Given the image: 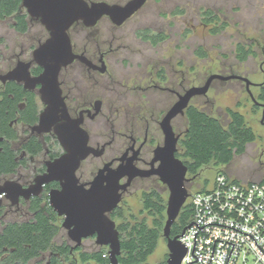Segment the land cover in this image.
<instances>
[{
    "label": "flooded vegetation",
    "instance_id": "obj_1",
    "mask_svg": "<svg viewBox=\"0 0 264 264\" xmlns=\"http://www.w3.org/2000/svg\"><path fill=\"white\" fill-rule=\"evenodd\" d=\"M88 1H105L110 4L116 3L120 6H125L131 0ZM149 1L146 0L134 14L121 24H115L109 16L105 15L95 26L89 27L82 21H78L69 29L74 54L84 56L90 63L82 60L80 57H76L72 63L63 67L59 74L60 87L70 116L74 119L82 120L81 126L89 135L88 145L94 147L100 153L99 155L94 153L89 154L81 161L76 170L78 184L83 185L86 189L92 187L93 181L101 171H103L102 174L104 176L102 186L105 187L108 185L110 178L112 179L118 173L119 167H134L141 170H150L157 167L159 161L153 163L155 150L158 146L163 145L165 140L160 123L169 109L179 99L180 94H184L188 89L187 87H183V90L179 91L170 86H165L167 72L162 67L156 72L151 70L149 77L145 75V78L135 79L132 82L133 84H130L132 79L121 78L119 72L117 79L112 72L115 65H118L119 70L126 59V53L123 51L122 46V27L138 16L148 6ZM18 13L26 14L25 19L28 25L24 30L20 28V22L16 18ZM161 15L165 17L164 14ZM9 18L13 20L12 26L19 34L27 33L32 24H42L40 18L33 17L28 12L27 7L24 5V0H20L19 11L0 17V21ZM103 19L109 20L114 27L118 28V36H111V39H106L103 45L95 43V38L92 37L89 40L87 39L83 45H78L73 36L74 29L77 26H81L85 30L93 29ZM44 28L46 32L45 38L39 37L37 45L32 47L29 54L26 53L27 51L20 49L9 56L3 53L0 55V75L8 73L20 62L30 64L29 71L31 77H37L43 73L44 68L35 60L34 51L50 36L45 26ZM136 35L143 42H150L151 44H158L167 37L164 32H154L150 28L138 30ZM113 38H118V46H114ZM155 38L159 40L155 42ZM41 87V84H36L32 88H28L25 81H3L0 79V111H2V115L0 116V156L11 155L16 164L14 171L0 173V185H3L6 181L13 180L24 188H27L34 184L35 178L38 175L47 172L48 162L59 158L66 152L54 129L48 132L34 130V126L40 122L41 113L46 108V104L42 100ZM156 91H161L163 94H166L167 91L172 92L176 96V100L166 110L156 112L148 102L151 94ZM194 97L191 99V102ZM134 99L137 102H133ZM185 114L186 111L172 120L174 131L176 135H179L177 152L186 134V125L184 129L177 128L175 120L179 116H184L186 119ZM123 119H128L129 121ZM34 150L38 151L33 152ZM91 159H97L99 163L92 168H86V164ZM199 176L200 172L193 175L187 173V188H194L196 179ZM128 178V175L124 176L120 179V183H126ZM151 178L160 180L158 175L134 177L129 188L123 192L122 200L124 195L136 182ZM61 188V182L55 179L49 183H45L38 195H32L29 198L20 196L17 203H12L6 197L7 193H1L0 234L8 224H20L30 221L36 214L31 209L32 203L36 198L48 195V202L52 207L50 192ZM192 193L190 192V195ZM121 202L109 212L110 217L115 220L117 228L118 209L122 208ZM52 209L57 213L53 207ZM57 216L62 230L65 229L62 225L64 216H60L58 213ZM57 236L54 238V242L58 245H64V243L70 245L69 254L76 259H78L80 252L88 251L84 250L83 243L86 239L95 238L96 242V235L83 238L80 245H77L68 236V232V238L65 237L61 242L56 241ZM78 247H81V250H77L76 248ZM103 247L107 248V252L103 254V257H109L110 259L108 246L97 244L94 250H99ZM13 252L14 248H8L0 242V264H6V261L11 257ZM54 258H59L63 261L62 264H66L64 256L58 251L45 252L40 257L30 260L26 264H52Z\"/></svg>",
    "mask_w": 264,
    "mask_h": 264
},
{
    "label": "rangeland",
    "instance_id": "obj_2",
    "mask_svg": "<svg viewBox=\"0 0 264 264\" xmlns=\"http://www.w3.org/2000/svg\"><path fill=\"white\" fill-rule=\"evenodd\" d=\"M208 10L212 11L213 18L205 14ZM12 23L11 18L0 21V41H3L0 43V55L9 56L20 49L29 54L37 45V39L46 36L40 23L30 25L25 34L16 32ZM143 28L164 32L167 37L158 44L143 42L136 35ZM122 32L126 59L119 70L118 65L113 67L115 78L118 79L119 72L121 78L132 79L130 84H133L135 79L145 78V75L149 77L151 70L156 72L162 67L167 72L165 86L182 91L183 87L203 85L212 73L239 74L254 82L251 91L257 101L264 103L259 99L264 88V0H150L138 16L122 27ZM115 35L118 36V28L107 19L93 29L85 30L77 26L73 32L78 45H83L90 37L95 38V43L103 45L106 39ZM113 41L114 46H118V38H113ZM239 45L250 51L247 58H239ZM166 94L156 91L148 99L156 112L166 110L176 100L172 92L167 91ZM192 104L219 117L224 125L230 121L227 109L240 112L247 125L254 130L256 139L247 143L245 151L236 154L229 165L202 168L195 187L188 188L189 192L210 188L219 172L242 182L263 181V107L252 99L246 83L240 79H216L208 94L194 97ZM175 124L177 128L184 129L185 117L179 116ZM98 163L99 160L91 159L85 167L92 168ZM152 189L159 190L168 200V187L159 179L136 182L121 202L126 220H133V215L138 219L147 216L146 212L141 213L142 194ZM120 221L118 219V224ZM148 222L151 223L152 218ZM65 237L68 238L63 229L56 241L61 242ZM83 244L84 250L88 251L94 250L97 245L95 238H88ZM168 253L167 241L162 237L148 262L159 263L166 259Z\"/></svg>",
    "mask_w": 264,
    "mask_h": 264
},
{
    "label": "water",
    "instance_id": "obj_3",
    "mask_svg": "<svg viewBox=\"0 0 264 264\" xmlns=\"http://www.w3.org/2000/svg\"><path fill=\"white\" fill-rule=\"evenodd\" d=\"M145 2L146 0H131L125 6H120L105 1L24 0L28 12L33 17L40 18L50 33L49 38L34 51L35 60L44 68V71L37 77H31L30 64L20 62L8 73L0 75V79L25 81L28 88L36 84L42 85L40 91L46 108L41 113L40 122L34 126V130L48 132L54 129L66 152L48 162L47 172L38 175L34 184L24 188L13 180L6 181L0 185V195L5 192L12 203H17L20 196L29 198L32 195H38L45 183L59 180L62 188L50 192V203L60 216H64L62 225L67 230L68 236L80 245L83 238L96 235L97 244L109 247L111 264H121L118 258L121 254L120 230L109 212L120 204L123 192L129 188L134 177L158 175L169 189L167 218L163 230L169 250L167 264H181L188 246L182 243L180 237L192 225V222L180 234L175 236L171 234L172 226L190 197L186 186L188 166L176 156L179 135H176L174 131L172 120L179 114L185 113L194 96L207 95L212 82L216 79L243 80L252 99L263 107V124L264 103L256 100L251 91L254 82L248 77L239 74L212 73L203 85L191 86L184 94H180L179 99L162 119L160 124L165 140L164 144L155 150L153 163L159 161L157 167L150 170L119 167L118 173L112 179L110 178L105 187L102 186L104 176L101 171L90 189L79 185L76 170L81 161L91 153L96 155L100 153L88 145L89 135L81 126L82 120L70 116L62 95L59 81L61 69L72 63L76 57L88 62L84 56L74 54L69 29L78 21H82L89 27L95 26L105 15L109 16L115 24H121ZM126 175L129 176L127 182L121 184L120 179Z\"/></svg>",
    "mask_w": 264,
    "mask_h": 264
},
{
    "label": "trees",
    "instance_id": "obj_4",
    "mask_svg": "<svg viewBox=\"0 0 264 264\" xmlns=\"http://www.w3.org/2000/svg\"><path fill=\"white\" fill-rule=\"evenodd\" d=\"M20 0H1L0 17L19 11ZM208 18H213L211 10L205 12ZM16 18L22 30L27 28L26 14L18 13ZM162 38V37H161ZM159 39L155 38V42ZM239 58L245 59L249 54L244 46L239 45ZM259 99L264 101V88ZM258 105V104H257ZM230 121L224 125L216 117L198 106L189 104L186 109V134L181 141L177 156L188 166V174H198L202 168L209 166H227L236 154L245 151L247 143L256 139L254 130L247 125L245 117L238 111L227 109ZM2 111H0V116ZM34 150L33 152H37ZM16 164L11 155L0 156V173L14 171ZM264 182V180H263ZM45 201V202H44ZM44 202V203H43ZM143 208L141 213L147 216L142 219L134 217L126 220L122 208L118 209V224L121 237V254L118 256L121 264H153L148 262L149 256L155 251L158 241L163 236L166 222L167 201L157 189L144 191L142 194ZM35 216L25 223L8 224L0 234V242L8 248H14L6 264H26L48 251H58L65 258L66 264H111L109 257H103L107 248L82 251L78 259L69 254L70 245H58L54 238L60 234L62 227L57 213L48 202V195L36 198L31 206ZM152 218L149 223L148 219ZM193 208L190 202L183 206L171 234L178 235L191 223ZM81 250V247L76 248ZM166 259L156 264H167ZM62 260L54 258L52 264H62Z\"/></svg>",
    "mask_w": 264,
    "mask_h": 264
},
{
    "label": "built area",
    "instance_id": "obj_5",
    "mask_svg": "<svg viewBox=\"0 0 264 264\" xmlns=\"http://www.w3.org/2000/svg\"><path fill=\"white\" fill-rule=\"evenodd\" d=\"M192 225L181 264H264V182L219 172L210 188L193 192Z\"/></svg>",
    "mask_w": 264,
    "mask_h": 264
}]
</instances>
